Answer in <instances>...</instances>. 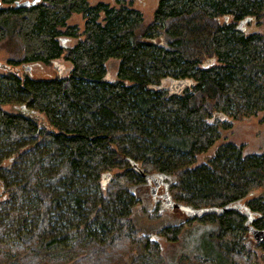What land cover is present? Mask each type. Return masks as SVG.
<instances>
[{
	"label": "trees",
	"instance_id": "obj_1",
	"mask_svg": "<svg viewBox=\"0 0 264 264\" xmlns=\"http://www.w3.org/2000/svg\"><path fill=\"white\" fill-rule=\"evenodd\" d=\"M24 1L0 0V43L10 47L0 69V264H109L118 248L132 250L131 264H153L159 244L138 236L132 213L149 203L144 175L154 173L171 176L173 201L243 206L264 229V195H253L264 187V151L211 150L236 121L260 115L264 125V31L236 26L256 25L264 0H157L148 23L130 0ZM73 15L81 34L68 25ZM63 37L77 41L67 47ZM60 60L61 76L23 70ZM111 60L114 79L104 80ZM165 78L193 84L173 96L148 89ZM245 216L231 209L157 232L174 243L185 225L210 226L190 264H251ZM68 243L76 257L40 259L42 248Z\"/></svg>",
	"mask_w": 264,
	"mask_h": 264
},
{
	"label": "rangeland",
	"instance_id": "obj_2",
	"mask_svg": "<svg viewBox=\"0 0 264 264\" xmlns=\"http://www.w3.org/2000/svg\"><path fill=\"white\" fill-rule=\"evenodd\" d=\"M31 1V0H28ZM99 1H103L112 5L111 0H90L89 4L94 5ZM132 7L140 11L143 15L145 23H148L152 19L153 12L157 6V0H130ZM84 21L79 15H73L68 20L69 26H74L78 34H81L83 30ZM236 26H239V22H237ZM242 32L250 33L253 31H264V12L262 18L255 25H251L250 22L243 24ZM63 44L67 47L73 46L77 39H67L63 37ZM10 57V47L7 43H0V65L5 66L7 64V60ZM59 63L65 66V73L68 70L66 68V64L63 61H59ZM30 67V72H26L32 78H44L49 79L53 78L57 75V72L53 68V65L46 66L43 64H34L27 65ZM116 61H109L106 63V74L109 75V79L113 80L116 72ZM0 66V69L3 68ZM19 73H25L21 66L19 67ZM4 109L8 112L20 111V108L17 106H4ZM27 115H31L33 118L38 119L39 123H44V120L40 116H35L32 112H26ZM260 115L250 118H245L240 121H236L233 123L232 128L227 131H222L220 133L219 140L212 146L211 150L214 151L217 147L221 146L223 143H233L236 146L241 147L243 155H252V154H261L264 151V125L260 123ZM210 151L208 154H211ZM205 156L201 157L199 160H203ZM153 186V183L147 186V190L151 194L149 203L142 204L139 203L135 205L134 211L132 213V221L135 227L137 228L138 236H146L149 241H155L159 244L160 247V255L158 257H153L148 260L151 263L157 264H165L167 263V259L171 260V258H175L178 260L180 264H190L193 259V255L190 251H195L202 246V242L200 243L201 238L206 235V233L210 230V226L205 227H196L192 226L187 228L186 225L183 227L179 241L178 239L173 242H167L166 239L160 235L157 230L162 227L172 226V225H180L186 218L181 213V211L175 209H168L166 206L158 203V206L153 207L154 196L150 191V187ZM134 192V190H133ZM163 193L162 188H160L157 192V195H161ZM156 195V196H157ZM254 196L264 195V187L255 191ZM155 196V197H156ZM159 197V196H157ZM254 217V216H253ZM245 216V220H246ZM207 231V232H206ZM244 240V244H246V250L251 251V264H263L262 260L264 257V250L260 248H255L256 244L251 237L249 231H247ZM183 235V236H182ZM183 238V239H182ZM11 240V239H10ZM204 246V245H203ZM206 249V246H204ZM40 259L43 260L46 254L50 255L53 258L59 257L63 261H67L69 258L76 257L78 254L76 251L72 250L71 243L62 244L53 248H42ZM189 250V251H188ZM130 250H124L122 248H118L116 250L111 251V255H107V262L109 264H131V259L129 255L131 253ZM249 253V252H248ZM244 254L246 257L247 254ZM66 264V263H65Z\"/></svg>",
	"mask_w": 264,
	"mask_h": 264
},
{
	"label": "water",
	"instance_id": "obj_3",
	"mask_svg": "<svg viewBox=\"0 0 264 264\" xmlns=\"http://www.w3.org/2000/svg\"><path fill=\"white\" fill-rule=\"evenodd\" d=\"M39 0H31V1H24L22 4L25 6H29V5H34L35 3H37ZM16 5H18V3H16ZM250 22V19H245L244 21H241L239 23V26L237 27L238 30L242 31V25L245 23ZM64 41L62 40V43ZM212 64V60H208L205 64H203V66L205 67L206 65H210ZM3 67V65H0ZM53 68L55 69V71L57 72L58 76H61L64 72H65V66L57 61L53 62ZM23 70L26 72H30V67L29 66H24ZM104 80H109V75H106ZM168 83L167 86L165 87V89L168 91V94L170 96L173 95H180L183 91L189 89L193 82L191 79H172V78H165V79H161L159 81L158 85H151L148 86L149 90H153V91H158L164 88V84ZM132 166L134 168H136L135 163L131 162ZM112 176L109 172L102 174L101 176V185L102 187H105V185L111 180ZM144 179L147 183L152 184L153 186H151V193L152 195H155L158 187L160 185H162L164 187V191L163 193L159 196L162 201H163V205H165L166 207H168L169 209H178L179 211H181L187 220H194V219H200L205 215L208 214H216V215H220L223 214L224 212H227L231 209H235L238 210L239 208H243L246 212V217L247 220L245 222V227L248 229V231L251 234L252 239L254 240V242L256 244H262L264 245V229H256L252 226V222L254 220L253 217H251V214L247 211L246 208H244L243 206L240 207H235V206H225L222 208H200V209H195L191 206H185L182 204H179L175 201L172 200L171 196L169 195V187L172 183V178L169 175L163 174V173H154L151 175H144ZM133 189V188H132ZM131 189V190H132Z\"/></svg>",
	"mask_w": 264,
	"mask_h": 264
},
{
	"label": "flooded vegetation",
	"instance_id": "obj_4",
	"mask_svg": "<svg viewBox=\"0 0 264 264\" xmlns=\"http://www.w3.org/2000/svg\"><path fill=\"white\" fill-rule=\"evenodd\" d=\"M250 23H251V21H250ZM167 82L164 84V88L163 89H165V87L167 86ZM166 90V89H165ZM150 184L149 183H147V186H149ZM160 188H162V190L164 191V187L162 186V185H160L159 187H158V189H157V191H156V193H155V195H152V196H154V203H153V207L155 208L156 206H158V203H160L161 205H163V201H162V199L160 198V197H157V196H160V195H157V192H158V190L160 189ZM150 189H151V187H150ZM157 195V196H156ZM156 196V197H155ZM165 206V205H164ZM168 208V207H167Z\"/></svg>",
	"mask_w": 264,
	"mask_h": 264
}]
</instances>
